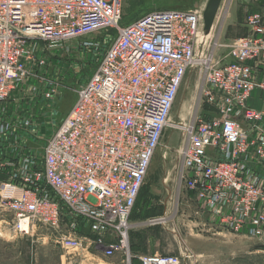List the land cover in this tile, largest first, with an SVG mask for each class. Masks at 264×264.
<instances>
[{
  "label": "built area",
  "instance_id": "1",
  "mask_svg": "<svg viewBox=\"0 0 264 264\" xmlns=\"http://www.w3.org/2000/svg\"><path fill=\"white\" fill-rule=\"evenodd\" d=\"M252 1L245 36L217 59L206 53L201 10L155 9L120 25L123 0H0V104L44 63L45 48L102 32L108 45L40 163L0 162V205L12 233L43 228L61 249L90 255L105 242L104 256L128 260L130 216L183 81L198 69L200 104L216 116L174 126L184 136L177 182L211 225L264 248V110L249 105L254 93L264 99V0ZM7 131L0 124V137ZM138 261L180 264L174 255Z\"/></svg>",
  "mask_w": 264,
  "mask_h": 264
},
{
  "label": "rangeland",
  "instance_id": "2",
  "mask_svg": "<svg viewBox=\"0 0 264 264\" xmlns=\"http://www.w3.org/2000/svg\"><path fill=\"white\" fill-rule=\"evenodd\" d=\"M206 3L207 0H123L120 25L155 9L201 10L203 25ZM252 7V0H222L209 29V58L223 59L228 53L225 46L246 34L245 19ZM105 36L104 32L93 34L40 51L44 63L33 66L22 87L0 104V124H8V131L0 137L1 163L21 157L40 163L47 140L69 113L77 90L106 50ZM199 76L198 69L187 73L149 166L129 219L131 228L125 252L128 260L126 256L124 261L120 256H104L105 242L89 249L95 255L85 250L65 251L47 237L50 231L43 228H37L28 237H17L9 227L10 213L0 205V264H139L138 257L148 254L178 256L180 264H264V248L211 225L193 196L177 182L178 149L184 136L182 129L173 125H186L196 116H216L215 107L200 104ZM51 89L54 92L46 98ZM6 176L7 171H1L0 180ZM164 216L167 219L163 224L147 221ZM80 233L93 237L86 229Z\"/></svg>",
  "mask_w": 264,
  "mask_h": 264
},
{
  "label": "water",
  "instance_id": "3",
  "mask_svg": "<svg viewBox=\"0 0 264 264\" xmlns=\"http://www.w3.org/2000/svg\"><path fill=\"white\" fill-rule=\"evenodd\" d=\"M222 0H207L204 11L202 13L203 30L209 32L210 26L213 24L217 10L221 5Z\"/></svg>",
  "mask_w": 264,
  "mask_h": 264
},
{
  "label": "crops",
  "instance_id": "4",
  "mask_svg": "<svg viewBox=\"0 0 264 264\" xmlns=\"http://www.w3.org/2000/svg\"><path fill=\"white\" fill-rule=\"evenodd\" d=\"M246 32V30H245ZM245 36V35H244ZM242 37V36H241ZM240 38V37H238ZM249 105L256 110H264V99L261 98L259 93H254L249 100Z\"/></svg>",
  "mask_w": 264,
  "mask_h": 264
},
{
  "label": "bare ground",
  "instance_id": "5",
  "mask_svg": "<svg viewBox=\"0 0 264 264\" xmlns=\"http://www.w3.org/2000/svg\"><path fill=\"white\" fill-rule=\"evenodd\" d=\"M173 126H175V124H174ZM173 126H172V127H173ZM182 128H184V125H183ZM149 219H151V218H149ZM155 219H156V220H155ZM155 219H152V220H154L153 222H157V223H159V224H160V223L163 224V223L165 222V219H167V218H165V216H164V217L155 218ZM155 224H156V223H155ZM155 224H154V225H155ZM152 225H153V224H152ZM156 225H157V224H156ZM259 245H260V244H259ZM260 246H261V245H260ZM262 248H263V247H262Z\"/></svg>",
  "mask_w": 264,
  "mask_h": 264
},
{
  "label": "trees",
  "instance_id": "6",
  "mask_svg": "<svg viewBox=\"0 0 264 264\" xmlns=\"http://www.w3.org/2000/svg\"><path fill=\"white\" fill-rule=\"evenodd\" d=\"M143 187V186H142ZM142 189V188H141ZM140 192H141V190H140ZM140 195V194H139Z\"/></svg>",
  "mask_w": 264,
  "mask_h": 264
}]
</instances>
